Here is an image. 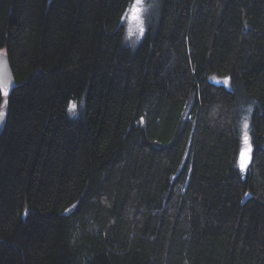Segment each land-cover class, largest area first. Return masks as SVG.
<instances>
[{"label":"trees","instance_id":"1","mask_svg":"<svg viewBox=\"0 0 264 264\" xmlns=\"http://www.w3.org/2000/svg\"><path fill=\"white\" fill-rule=\"evenodd\" d=\"M157 1L0 0V264H264V0Z\"/></svg>","mask_w":264,"mask_h":264},{"label":"rangeland","instance_id":"2","mask_svg":"<svg viewBox=\"0 0 264 264\" xmlns=\"http://www.w3.org/2000/svg\"><path fill=\"white\" fill-rule=\"evenodd\" d=\"M146 0H141L142 2V8L143 11L140 13V17L143 21L142 23V31H141V25L134 19L131 18L132 13L130 12V9L126 13L124 17V26H125V42L126 45L132 49H135L138 47V45L143 40L144 34L146 32V29L148 27V20L150 17H152L159 6V1L152 0L149 3L145 2ZM253 111V110H252ZM247 125V127H245ZM245 136L247 137V142H245ZM242 148L238 155V164L241 166L243 162L246 161V164L248 163L251 155V135H250V124L248 121V118L244 121L242 125ZM245 154V161H242L241 153ZM243 167L242 169H244Z\"/></svg>","mask_w":264,"mask_h":264},{"label":"water","instance_id":"3","mask_svg":"<svg viewBox=\"0 0 264 264\" xmlns=\"http://www.w3.org/2000/svg\"><path fill=\"white\" fill-rule=\"evenodd\" d=\"M14 84V75L6 53L0 52V87L8 92ZM5 123V116H0V134Z\"/></svg>","mask_w":264,"mask_h":264},{"label":"snow or ice","instance_id":"4","mask_svg":"<svg viewBox=\"0 0 264 264\" xmlns=\"http://www.w3.org/2000/svg\"><path fill=\"white\" fill-rule=\"evenodd\" d=\"M143 11V8H142V2L141 0H136V3L132 5L131 9H130V12L132 13L131 15V18L136 20L140 25H141V31L143 30L142 29V19L140 17V13ZM4 95H7V92L5 91L4 92ZM73 108H75V105L72 106ZM3 113H0V116H2ZM245 127H247V125H245ZM245 142H247V137L245 136ZM241 158H242V161H245V154L242 152L241 153ZM246 166V161L242 163L241 167H245Z\"/></svg>","mask_w":264,"mask_h":264}]
</instances>
